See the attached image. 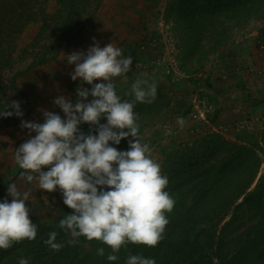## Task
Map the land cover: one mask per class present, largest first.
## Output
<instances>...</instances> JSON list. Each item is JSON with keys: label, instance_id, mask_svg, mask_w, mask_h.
<instances>
[{"label": "rangeland", "instance_id": "obj_1", "mask_svg": "<svg viewBox=\"0 0 264 264\" xmlns=\"http://www.w3.org/2000/svg\"><path fill=\"white\" fill-rule=\"evenodd\" d=\"M179 1L104 0L97 16L82 34L86 35L83 40L93 41V34L100 27H111L116 31L125 26L133 31V20H136L137 27L146 29V41H125L139 45L128 53L124 52L125 57H133V65L127 74L114 78L113 82L122 100L134 99L126 93L131 92V85L137 79L156 84L155 100L138 103L135 113L138 114L139 138L150 146L152 158L160 164L163 175L171 178L190 168L209 164L208 167L218 169L230 144L244 145L255 150L262 160L246 194L259 188L264 191V0H243L252 7V11L245 13L249 21L233 26L222 42L207 38L201 40L197 48L191 43L190 30H185L184 24L176 19L175 11L167 16L169 4H179ZM55 10L56 1H49L46 12L53 14ZM37 18L17 39L19 49L28 46L39 32L42 19L41 16ZM139 63L146 67H137ZM45 69H36L32 74L31 70L19 80L20 87L24 91L27 87H35L36 79L41 80ZM81 85L75 83L73 88L76 89H72L75 102ZM83 87L91 90L92 85ZM31 97L34 99L35 95ZM88 99L90 102L93 98L89 96ZM46 105L47 109L51 107L52 112L66 118L58 106H49L48 101ZM35 119L44 121L43 113H38ZM100 122L107 123L106 119ZM89 126L84 123L80 129L84 132ZM90 131L97 134L95 126ZM116 148L127 151L129 143ZM22 171L15 162L12 172L0 178V202L4 199L11 201L7 185L15 183L21 193H30L27 202L30 219L52 224L65 206L62 192L59 188L54 192L39 189L37 181L29 183L19 177ZM243 198L236 204L243 202ZM235 205L215 228L217 236L224 222L234 213ZM255 207H242L245 213L241 212L240 220L227 231V236L241 232L259 219L260 209ZM214 264L221 263L215 260Z\"/></svg>", "mask_w": 264, "mask_h": 264}, {"label": "clouds", "instance_id": "obj_2", "mask_svg": "<svg viewBox=\"0 0 264 264\" xmlns=\"http://www.w3.org/2000/svg\"><path fill=\"white\" fill-rule=\"evenodd\" d=\"M67 61L75 65L71 79L92 85L91 90L82 84L75 103L62 95L55 98L54 104L66 118L45 110L43 123L22 120L21 127L29 130L30 138L15 151L16 164L23 170L21 178L29 183L37 181L39 189L46 192L60 189L63 203L73 212L61 218L58 227L72 238L84 236L89 241H101L112 253L129 243L156 247L163 239L169 223L166 213L172 212L175 200L165 190L168 178L152 158L150 146L139 138L134 108L136 103H152L157 86L147 79H137L131 92L126 93L134 99L122 100L113 80L131 70L133 57H125L112 43L101 47L95 42L86 53L67 55ZM97 80L104 82L95 83ZM89 96L93 98L90 102ZM10 108L15 113L8 111ZM8 109L0 111V116H23L19 101L11 102ZM102 118L107 123L102 124ZM84 123L95 126L98 135L82 132L80 125ZM128 137H132L129 150L111 146ZM7 190L11 201L0 202L3 250L25 239L35 240L38 231L30 219V193H21L15 183H9ZM57 237L58 233L52 231L44 243L60 251L63 244L56 242ZM97 254L104 256L105 249L99 248ZM107 259L116 261L118 256L109 254ZM19 264H29V260L21 258ZM126 264L156 261L129 255Z\"/></svg>", "mask_w": 264, "mask_h": 264}, {"label": "trees", "instance_id": "obj_3", "mask_svg": "<svg viewBox=\"0 0 264 264\" xmlns=\"http://www.w3.org/2000/svg\"><path fill=\"white\" fill-rule=\"evenodd\" d=\"M49 1L0 0V111L19 101L23 112L22 117L0 116V133L21 124L37 109V103L20 87L19 80L31 70L56 61L85 32L104 0H55L53 14L46 12ZM248 10L252 11V7L243 0H180L179 4L171 2L166 13L170 16L175 11L176 19L190 30L191 43L197 48L207 38L222 42L233 26L249 21L245 14ZM38 16L42 19L39 32L28 46L19 49L17 39ZM147 38L146 35L144 41ZM125 44L121 43V50ZM137 107L138 103L134 111ZM8 111L15 113L12 108ZM92 127L84 133L88 134ZM262 139L264 142V134ZM128 141L129 137L111 146L121 147ZM230 145L218 169L202 165L168 178L165 190L175 205L171 213H166L169 223L156 247L129 243L112 253L101 241H89L84 236L72 238L58 227L60 219L73 212L65 205L50 225L32 220L38 226L35 240L25 239L8 250L0 249V264H17L21 258L28 259L29 264H126L129 255L153 258L156 264H214L215 260L221 264H264V191L259 188L246 194L262 160L255 150ZM242 197L243 202L236 204ZM234 205V213L217 236L215 228ZM243 206L259 208V219L227 236L240 220L241 212L245 213ZM52 231L58 233L56 242L63 244L60 251L44 243ZM99 248L105 249L104 256L97 254ZM109 254L118 259L109 261Z\"/></svg>", "mask_w": 264, "mask_h": 264}, {"label": "crops", "instance_id": "obj_4", "mask_svg": "<svg viewBox=\"0 0 264 264\" xmlns=\"http://www.w3.org/2000/svg\"><path fill=\"white\" fill-rule=\"evenodd\" d=\"M52 2V0H50ZM53 13V12H52ZM136 20H133V25L135 26L134 30L131 31V28L128 30L127 27L122 26L118 30H112L111 27H100L99 30L94 32L93 34V41L90 39H84L86 35H81L73 44H80L77 48H73V46L66 47L63 50L61 56L53 62L48 63L47 65L37 67L33 69L30 73L32 74L36 69H44L46 68L44 76H42L41 80L36 79V86L35 87H27L26 91L29 95H35L33 99L37 103V109L33 112L27 119L24 121L29 122H38L43 123L44 121H37L35 117L38 113H43L45 110L51 111V107L47 109V101L49 106L54 104L55 98L58 96H65L67 98H72V89L75 86V83H81L84 86L88 87L89 84L82 82L81 80L73 81L71 79L70 73L74 71L75 65H70L67 61V55L72 54L73 52H87L90 47L95 46V42H98L101 47L106 46L109 43H112L115 47L121 48V43L125 41H132L133 43H139L144 40L146 36V31L144 28H139L136 26ZM125 44V47H122V52L128 53L132 47L139 44ZM82 45V46H81ZM261 71H263L261 69ZM102 82L100 80L95 81V83ZM80 86H78L79 88ZM43 97V98H42ZM32 98V97H31ZM75 103V100L73 101ZM41 111V112H40ZM37 113V114H36ZM36 115V116H34ZM32 136H35V133H31ZM29 130L22 128L21 124L6 128L1 131L0 133V178H3L9 173L12 172L13 168L15 167V151L20 147V145L26 142L29 139ZM16 175L13 173L12 175ZM21 177V174L19 175ZM18 177V178H19ZM17 178V179H18ZM9 181V180H8ZM4 180L5 183L8 182ZM15 181V180H14ZM4 183V185H5ZM9 183V182H8ZM8 186V185H7Z\"/></svg>", "mask_w": 264, "mask_h": 264}, {"label": "built area", "instance_id": "obj_5", "mask_svg": "<svg viewBox=\"0 0 264 264\" xmlns=\"http://www.w3.org/2000/svg\"><path fill=\"white\" fill-rule=\"evenodd\" d=\"M139 66L141 67V68H145L146 66H143L141 63H139Z\"/></svg>", "mask_w": 264, "mask_h": 264}]
</instances>
